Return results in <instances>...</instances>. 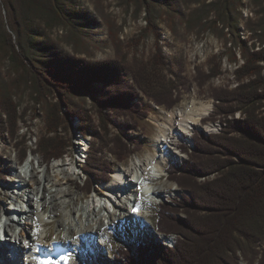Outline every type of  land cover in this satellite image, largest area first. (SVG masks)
<instances>
[{"label": "trees", "instance_id": "16d2710c", "mask_svg": "<svg viewBox=\"0 0 264 264\" xmlns=\"http://www.w3.org/2000/svg\"><path fill=\"white\" fill-rule=\"evenodd\" d=\"M74 1L5 0L4 5L12 15L11 29L20 44L19 52L11 47L15 69L19 73L27 69L30 62L36 72L33 76L36 89L32 91V98L36 97L34 100L39 104L47 101L51 93L58 94L56 103L45 102L49 136L43 138L39 145L45 161L49 164L61 159L73 146L72 139L58 135L60 129L67 135L71 128L68 116L81 120L84 135L94 130L95 142L84 167L87 173L84 189L90 194L96 183L102 185L111 180L114 168L106 154L123 163L142 149V143L129 136L132 130L138 129L139 120L149 116L143 104L136 102L139 95L144 94L157 106L171 111L180 101L179 97L174 98L173 92L184 83L179 76L176 77L177 84L166 79L163 71L167 63L161 52L153 57L149 66L140 62L130 68L136 89L126 84V68L116 60L92 62L72 59L75 64L64 65L66 73L60 66L47 73L40 60L29 59L31 54L36 55V50L31 46L33 27L28 23L32 19H40L48 29L69 23L76 31L77 20L70 11ZM134 1L139 9H146L150 31L157 29L155 10L167 4L173 7L168 12L173 23V19L178 18L189 29L201 26L203 31H219V26H222V35L228 28L236 37L245 62L235 73L239 83L237 89L214 94L218 102L217 116L223 118L227 125L223 133L207 135L195 132L192 138L194 149L187 145L180 148L188 160L182 165H170L167 170L169 180L185 193L180 200L160 205L155 230L162 236L176 235L174 247L166 246L163 241L142 242L137 245L136 253L128 248L118 249L114 264H240L239 256L250 264H255V261L264 264V249H259L260 245L264 246V0L257 2L261 7L258 26L254 28L252 20L247 23L251 40H257L262 47L259 51L256 50L257 43L251 49L247 46L249 41L240 38L242 0H184L187 7L201 5L188 16L178 7V0ZM3 38L4 47L13 45L11 36ZM232 60L237 63L236 56ZM219 75V65L211 68L209 74L200 73V86ZM24 76L20 75V84ZM99 83L104 84L105 91L94 87ZM9 88L0 83V107L7 118L5 120L3 114L0 115V134L17 140L18 113ZM42 88L49 94H44ZM87 96L91 97L93 109L100 116L103 134L91 128L89 114L73 102L74 98L85 99ZM63 104L68 107L66 116L62 114ZM238 112H241L242 120L235 119ZM111 116L127 120L125 124L115 126L118 134L113 137L110 136ZM22 156L26 157V151ZM211 175H215L213 180L199 182L200 178Z\"/></svg>", "mask_w": 264, "mask_h": 264}, {"label": "rangeland", "instance_id": "374dc122", "mask_svg": "<svg viewBox=\"0 0 264 264\" xmlns=\"http://www.w3.org/2000/svg\"><path fill=\"white\" fill-rule=\"evenodd\" d=\"M210 1L208 3H210ZM258 1L259 0H242L243 6L240 9L242 19L239 23V34L243 41L249 40L250 42V39L252 38L251 32H249L248 29V21H253L254 28L259 24L258 22L261 18L259 12L261 7L257 3ZM4 2L5 0H0V34L2 36H0V83L11 89L9 93L13 104L17 107L18 113V133L16 136L17 140H13L8 135L4 137L0 134V214H2V210L6 208L9 209V207H24L25 209H30V206L26 201H23V198H19L13 194V191H15V193L18 191L14 187V185H17V182L14 183L13 180L17 181L15 178L17 169L21 168L19 171H22V169L25 168V164L32 160V165L37 173L35 180L37 183H39V181L46 183L44 173H41V171L40 173L39 171L37 172V169L41 170L47 168V175L51 176L50 180H52L55 176L53 166L58 161L69 160L68 163L73 162L75 165H78L79 168L76 176L71 183L68 184V187L75 196V200L69 209L72 212L79 210L84 205L88 196H95L93 192L99 189H105L106 186V184L99 186L98 182L96 183L95 190L90 194L84 189V184L87 178V173H85L84 167L87 163L86 160H88L92 143L95 142L94 133H92L93 129L90 134L84 135L81 131V120L77 117L68 116L71 120V128H69L67 135L66 131L60 129L58 135L72 139L73 146L69 148L68 152L61 159L54 160L49 164L45 161L44 156L39 149L41 140L45 137L48 138L49 136L47 135L45 102L49 104L56 103L59 100L58 94L51 93L49 95L50 97L47 98V101L38 104L34 100L36 97L32 98V91L35 88V80L33 76L36 72H34L35 70L30 65V62H28V70L25 68L19 73L16 71L15 63L10 52L11 47L13 46L19 52L20 44L17 42L15 34L11 29L12 15L6 10ZM177 2L178 7L187 16L193 10L201 7V5L196 4H191L187 7L185 6L184 0H178ZM170 8H173L172 5L167 4L158 7L155 10L157 16L156 31H150L148 29V13L145 8L139 9L134 0L74 1L70 11L77 20L76 31L69 23L59 24L54 29H48L46 23L40 19H32L28 23L33 27L34 38L31 41V46L36 50V55L34 56L31 54L29 59H33L34 61L40 60L42 63L41 66L43 68L45 67L44 69L47 73H50L51 69L56 66H60L63 73H66L64 65L69 66L72 63L75 64V61H72V59L92 62L116 60L126 68V84L132 88L135 87L136 89V83L133 74L130 72V68L140 62L149 66L153 57L161 52L167 63V68H164L163 71L166 79L175 82L176 84V77L179 76L182 79L181 82L184 83V85L179 86L173 92L174 98L179 97L180 101L171 111L167 110L164 106H157L144 94H140L137 98L136 102H141L143 104V108L149 113V116L145 120H139L138 129L134 131L132 130L129 134L132 140L142 143V149L139 152H136L132 157L155 149V143L152 138H156L159 132L155 125L150 121L151 116H155L161 122L166 123L168 113L178 112L181 109L184 110L193 102H195L197 106L201 103H212L214 105L213 113H211L208 118H205L206 120L202 124L204 126L210 124L217 129L213 132H207L204 129H196L192 132V138L195 132H204L207 135L223 133L224 127L227 126L226 123H223V118L218 116L217 121L213 120V118L217 116L216 112L218 108V102H216L214 94L216 91L222 90L232 92L239 86L235 73L245 60L242 58L241 50L237 46L238 42L236 37L231 34L228 28L224 29V35H222V26H219V31H203L201 26L189 29L187 25L183 24L178 18L173 19V21L175 20L173 23L168 15V12H171L172 10ZM246 16H248V18H246ZM156 33H158V35H156ZM4 36H6V38L9 36L12 37V46L10 45L7 48L3 46L2 41L4 40ZM253 41L254 40H252L247 46L250 47ZM233 56L237 57V63L233 62ZM215 65L220 66L221 75L211 79L205 84V86H200L198 81L200 73L209 74L211 68ZM60 69L59 72L62 71ZM20 75H25L24 81L21 84L19 83ZM94 87L100 91H105V86L102 83L94 84ZM47 91L48 90L45 88H42L44 94H49ZM73 102L89 114L91 128H95L103 134L100 125V116L93 109L91 97L87 96L85 99L81 97L74 98ZM61 109L62 114L66 116L68 107L63 104ZM2 114L3 112L0 107V115ZM3 117L7 120L4 114ZM239 118L241 120L243 119L241 112H238L235 115L236 120ZM110 119V123L113 121V123L110 124V136L113 137L118 134L115 126L119 125V123L125 124L127 120L124 118L114 119V116H111ZM54 135L55 134H51L50 136ZM192 138L190 143L191 150L194 149ZM18 143L20 144L19 148L16 147V144ZM185 143L186 142H181L179 144V149ZM81 150H83V152ZM25 151L26 157L22 158V153ZM106 156L113 165L114 173L116 169L124 163L118 162L115 157L110 154H106ZM187 160L188 156L182 154L181 160L171 162L168 165L167 170L170 165H182L183 162ZM214 178L215 175H211L208 178H200L199 182L211 181ZM37 185L38 184H36L35 187ZM50 186L51 184H49V188ZM53 189L56 190V188ZM178 189L180 190L179 194H176L172 199L163 200L153 209L150 222L151 225L154 226V229H147L141 233L127 230V239L123 238L118 232L114 233L109 231L107 237L103 238V240H105L104 244L106 245L105 249L108 251L106 257L99 256L97 251L88 252L89 248L86 241L81 237L82 234L73 235L74 239L80 241V244L84 249L83 251H85L84 253L88 252V256L87 259L82 258L81 253L76 255L70 250L72 257H70L69 261L73 264H114L116 262L115 257L118 249L122 248L126 243L130 244L128 249L136 253L137 245L139 243H148L152 241L161 242V237L157 235L155 231L158 217L157 213L162 203L166 201L173 202L180 200L185 192L180 188ZM104 191H102V193ZM102 193L100 192V194ZM14 199H16V201ZM48 205L49 209L42 211L47 221L50 220L48 217L52 210V205ZM36 207L37 204L35 203V208ZM57 215L55 218H52L53 222H49L45 229L44 235L48 237L47 243L53 240V243L49 245L50 249H54L53 244L58 235V233H56L57 230L61 229L60 231L62 233L58 236L59 238H62V240L67 237L68 233L67 229L65 231V228L63 229V227H61L62 225H59L64 222L63 213H57ZM79 217L80 216L78 215V218ZM84 221L85 218H80L79 221L74 224L75 228L80 225V222ZM24 222L25 220L23 219L22 227L18 223V227H20L19 230L30 228V225L25 224ZM31 223L33 222H30V224ZM108 223L109 222L105 223L107 227L109 226ZM76 232H79V229L76 228ZM176 238L177 237H175V241ZM72 240L69 239V241ZM95 241L96 244L93 247L94 250L97 248V235ZM259 249L263 250L264 246L260 245ZM58 255L60 256V252ZM58 255L56 254V256ZM239 258L240 264H250L240 256ZM59 262L60 264L64 263V260H61V256L59 257ZM255 264H258V261H255Z\"/></svg>", "mask_w": 264, "mask_h": 264}, {"label": "bare ground", "instance_id": "6f19581e", "mask_svg": "<svg viewBox=\"0 0 264 264\" xmlns=\"http://www.w3.org/2000/svg\"><path fill=\"white\" fill-rule=\"evenodd\" d=\"M213 110L212 103H201L197 106L193 102L184 110L166 113V123L151 116L150 121L159 132L156 138H152L155 149L136 155L120 165L112 175V180L106 184L105 191L99 195L88 196L81 209L73 212L69 208L72 206L75 196L69 190L68 184L76 176L78 165L73 162L68 163L69 160L58 161L53 166L55 176L52 180H50L51 176L47 175V168L37 169V172L44 173L46 183L35 181L37 173L32 165L33 160L28 161L22 171H19L21 168H18L15 175L17 181L13 180L14 183L17 182V185H13L18 191L16 193L13 191V194L23 198L30 209L15 205L17 208L9 207V209L1 211L0 264H39L41 259H53L55 250L60 252L61 257H72L70 250L76 255L81 253L82 258L86 259L88 252L92 251H97L99 256L106 257L108 251L105 249L103 238L107 237L109 231L118 232L127 239V230L141 233L147 229H154L150 222L153 209L163 200L172 199L180 193L175 183L163 178L167 173L168 165L176 160H181L182 153L179 151V144L181 142L190 144L194 130L204 129L207 132H213L217 129L210 124L206 126L202 124L203 120L213 113ZM81 151L83 152V150ZM137 178L139 180L136 183L135 179ZM36 184L38 185L35 187ZM49 184H51L50 188ZM14 200L16 201V199ZM35 203L37 204L36 208ZM48 204L52 205L49 221L42 213L43 210L49 209ZM108 207H111V211ZM12 213L20 215L19 225L22 226L24 219V223L30 225V228L22 229L20 234L15 235V225L18 224V220L10 216ZM57 213H63L64 222L59 225H62L61 227L65 228V231L67 229L68 233L67 237L62 240L58 236L62 233L61 229L57 230L58 235L53 244L54 249H50L49 245H46L48 237L44 234L49 222H53L52 218H55ZM80 218H85V221L80 222V225L76 227L79 232H76L74 224ZM30 222L33 223L30 224ZM106 222H109L108 227ZM77 234H82L81 237L86 241L89 248L87 253H84L80 241L73 238ZM96 235L98 243L94 250ZM69 239L73 240L69 241ZM24 240H28L27 246H25ZM62 264L73 263L68 260Z\"/></svg>", "mask_w": 264, "mask_h": 264}, {"label": "snow or ice", "instance_id": "6c2138e0", "mask_svg": "<svg viewBox=\"0 0 264 264\" xmlns=\"http://www.w3.org/2000/svg\"><path fill=\"white\" fill-rule=\"evenodd\" d=\"M24 244H25V246H27V244H28V240H25L24 241ZM70 258L68 257V256H63V257H61V260H64V261H68ZM39 264H60V262L59 261H57V260H52V259H41V260H39Z\"/></svg>", "mask_w": 264, "mask_h": 264}, {"label": "built area", "instance_id": "2783aa9c", "mask_svg": "<svg viewBox=\"0 0 264 264\" xmlns=\"http://www.w3.org/2000/svg\"><path fill=\"white\" fill-rule=\"evenodd\" d=\"M246 18H248V16H246ZM249 41V40H248ZM252 40L250 39V42H251ZM250 42H249V44H250ZM257 43V46H256V50L257 51H259V50H261L262 49V47H261V45L258 43V41L257 40H254L253 41V43L251 44V46H250V48L252 49L253 48V45H255ZM245 62V61H244ZM244 62H243V64H244ZM243 64H241L240 66H242ZM248 82V81H247ZM262 111H264V109H262ZM240 118H241V116H240ZM238 119V120H241V119ZM229 119H232V118H229Z\"/></svg>", "mask_w": 264, "mask_h": 264}, {"label": "water", "instance_id": "95a60500", "mask_svg": "<svg viewBox=\"0 0 264 264\" xmlns=\"http://www.w3.org/2000/svg\"><path fill=\"white\" fill-rule=\"evenodd\" d=\"M174 240H175V239H174ZM174 240H173V241H174Z\"/></svg>", "mask_w": 264, "mask_h": 264}]
</instances>
